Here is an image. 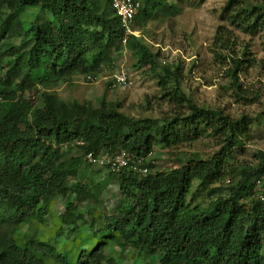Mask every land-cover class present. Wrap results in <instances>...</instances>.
Returning a JSON list of instances; mask_svg holds the SVG:
<instances>
[{
    "label": "trees",
    "instance_id": "trees-1",
    "mask_svg": "<svg viewBox=\"0 0 264 264\" xmlns=\"http://www.w3.org/2000/svg\"><path fill=\"white\" fill-rule=\"evenodd\" d=\"M154 12H169L165 0H145L139 26ZM222 14L246 35L264 30V0H227ZM123 36L111 0H0V264H115L106 254L113 247L132 250V264H264V152L255 155V166L233 163L232 152L244 145L251 119L198 107L180 87L177 64L160 67L158 53L134 36L122 45ZM122 48L135 58L134 68L148 66L158 80L170 107L160 119L130 117L104 98L96 114L90 102L58 96L57 86L74 75L93 81ZM245 52L235 51L230 31L218 29L211 53L229 65L236 100L250 103L247 98L260 97L239 81ZM203 134L216 142L206 158L182 152L186 157L177 158L175 168L153 172L149 159L146 175L109 172L121 195L118 206L109 215L89 211L94 246L74 263L52 245L13 239L46 214L51 199L67 195L73 197L58 234L70 226V233L78 232L76 211L93 197L87 180L70 183L91 166L83 155L146 158L155 148ZM195 184L205 202L196 199Z\"/></svg>",
    "mask_w": 264,
    "mask_h": 264
},
{
    "label": "rangeland",
    "instance_id": "rangeland-1",
    "mask_svg": "<svg viewBox=\"0 0 264 264\" xmlns=\"http://www.w3.org/2000/svg\"><path fill=\"white\" fill-rule=\"evenodd\" d=\"M139 1L143 7L145 0ZM226 1L165 0L168 13L154 12L143 26H139L142 17L136 16L134 37L147 45L153 53L159 54L160 67L166 64L179 66L180 87L186 97L198 107L220 110L233 120L243 116L251 119L252 125L248 137L244 139V145L233 149L232 152L233 163L255 166V155L259 151L264 152V30L250 36L231 26L222 14ZM32 10L34 8H27L25 12ZM220 27L232 34L236 52L246 51L244 61L248 62L239 76V81L243 89L247 88L248 91L259 95V100L247 98L251 101L247 103L239 102L234 97L231 80L226 74L229 65L217 61L211 53ZM6 45L9 47L11 43L6 42ZM121 51L114 56L112 62L100 68L93 81H88L87 76L78 74L74 75L69 83L57 86L58 96L67 103L90 102L96 114L100 113L99 102L102 98L119 103L122 112L136 119H160L162 115L168 114V100L163 99L155 75L150 72L148 66L134 68L135 58L130 51L124 48ZM114 76L126 78L127 84L113 87ZM29 94L26 93L25 97H30ZM215 143V138L203 134L193 142H184L170 149L155 148L150 155V161L153 162L151 164L154 165L153 172L175 168L178 165L175 163L177 158L181 159L193 153L206 158L216 148ZM182 152L187 153L186 156H183ZM80 173H83L84 176H80L84 178L79 176L70 183H84L87 180L93 197L81 203L76 211L81 215L77 221L78 232L70 233L73 228L70 226L63 227V233L58 234L60 217L73 197L67 195L51 199L47 203L46 214L35 220L31 227L21 226L19 232L12 235L13 239L26 238L52 245L65 258L70 259L71 263L75 262L81 250H90L95 241L92 236L94 230L88 226L91 221L89 211L92 210L95 216L109 215L118 206L121 195L117 183L109 178L107 169L89 166L83 168V171L81 169ZM193 188L196 199L205 202L206 193L195 192L197 184ZM106 254L114 259L115 264H132L135 257L128 248L122 252L113 247L108 249ZM151 264L159 263L156 259Z\"/></svg>",
    "mask_w": 264,
    "mask_h": 264
},
{
    "label": "built area",
    "instance_id": "built-area-1",
    "mask_svg": "<svg viewBox=\"0 0 264 264\" xmlns=\"http://www.w3.org/2000/svg\"><path fill=\"white\" fill-rule=\"evenodd\" d=\"M112 7L115 11V15L120 20L121 27L124 31V37L122 43L125 44L130 36H136L135 18L138 15L141 8L139 0H111ZM115 77V83L113 87L119 85H126L127 79ZM89 80L90 77H87ZM82 144V143H79ZM151 155V154H150ZM150 155L146 158H134L121 152L117 155H109L108 153H101L98 156H94L91 153L83 155V160L91 166H97L101 169H107L110 173L118 174L120 171L127 169L146 175L149 170L145 167L146 161L150 159ZM260 186L259 181L256 183ZM261 199H264V195L260 194Z\"/></svg>",
    "mask_w": 264,
    "mask_h": 264
},
{
    "label": "clouds",
    "instance_id": "clouds-1",
    "mask_svg": "<svg viewBox=\"0 0 264 264\" xmlns=\"http://www.w3.org/2000/svg\"><path fill=\"white\" fill-rule=\"evenodd\" d=\"M124 37V36H123ZM136 38V37H135ZM114 81H115V79H114ZM115 83V82H114Z\"/></svg>",
    "mask_w": 264,
    "mask_h": 264
}]
</instances>
